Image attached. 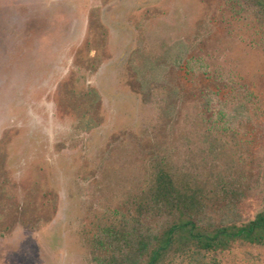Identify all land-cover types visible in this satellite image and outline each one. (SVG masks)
Here are the masks:
<instances>
[{"label":"rangeland","instance_id":"1","mask_svg":"<svg viewBox=\"0 0 264 264\" xmlns=\"http://www.w3.org/2000/svg\"><path fill=\"white\" fill-rule=\"evenodd\" d=\"M257 10L244 0H0V264H95L98 227L161 163L203 178L231 166L227 154L260 165L246 138L234 148L216 121H199L203 104L182 80L202 71L264 89ZM73 91L95 92L96 108L75 105ZM262 176L243 222L264 208ZM215 257L264 264V247L236 243Z\"/></svg>","mask_w":264,"mask_h":264},{"label":"trees","instance_id":"2","mask_svg":"<svg viewBox=\"0 0 264 264\" xmlns=\"http://www.w3.org/2000/svg\"><path fill=\"white\" fill-rule=\"evenodd\" d=\"M244 1L247 9L255 7L264 16V0ZM191 76L185 73L182 80L194 89V107L203 104L199 121H216V134L233 135L234 148L239 144L236 137L246 138L261 164L252 162L247 168L238 156L227 154L232 165L209 178L157 165L145 190L130 198L116 219L98 227L90 241L95 264H164L176 257L194 258V264H221L209 256L227 252L236 243L264 247V208L246 222L239 211L264 175V89L249 82L227 85L231 77L222 81L220 73ZM72 94L75 105L87 101L96 108L95 92L86 100ZM87 124L94 126V118Z\"/></svg>","mask_w":264,"mask_h":264}]
</instances>
